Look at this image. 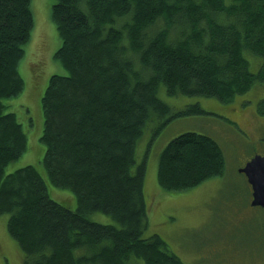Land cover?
Masks as SVG:
<instances>
[{"label":"trees","instance_id":"1","mask_svg":"<svg viewBox=\"0 0 264 264\" xmlns=\"http://www.w3.org/2000/svg\"><path fill=\"white\" fill-rule=\"evenodd\" d=\"M30 6L0 0V216L23 264H182L159 235H143L147 151L137 163L136 145L154 117L165 125L205 113L198 103L172 113L162 90L175 103L228 104L264 84V0H53L54 58L66 75H52L40 95L41 164L52 186L73 193L74 209L50 199L34 166L6 172L27 149L10 106L30 109L9 101L24 86L18 65L34 27ZM244 51L261 58L256 74ZM256 112L264 116V98ZM224 168L219 145L187 131L158 155L156 181L181 192ZM94 213L115 224L91 221Z\"/></svg>","mask_w":264,"mask_h":264},{"label":"rangeland","instance_id":"2","mask_svg":"<svg viewBox=\"0 0 264 264\" xmlns=\"http://www.w3.org/2000/svg\"><path fill=\"white\" fill-rule=\"evenodd\" d=\"M52 4L53 0H31L34 27L18 65L24 86L9 101L26 104L30 109L25 114L16 104L9 105L26 131L27 149L7 166L6 172L34 166L46 183L50 199L74 209L73 193L52 186L41 164L45 147L39 141L43 131L40 95L52 75H66L54 58L61 42L51 19ZM244 53L250 72L256 74L261 58L248 51ZM160 97L170 105L172 113L194 103L205 113L178 117L169 123L165 121V125L163 119L154 117L136 145L137 163L147 151L144 237L159 235L182 264H264V207L251 206L250 187L239 172L253 156L264 157V116L256 112L258 102L264 98V84L255 83L228 104L217 98L187 96H179L175 103L163 90ZM187 131L205 134L219 145L224 156V173L192 189L167 192L156 181L158 155L171 139ZM7 219V215L0 216V264H23V254L7 232ZM90 220L115 224L99 213L91 214ZM128 264L143 263L130 260Z\"/></svg>","mask_w":264,"mask_h":264},{"label":"water","instance_id":"3","mask_svg":"<svg viewBox=\"0 0 264 264\" xmlns=\"http://www.w3.org/2000/svg\"><path fill=\"white\" fill-rule=\"evenodd\" d=\"M251 189V206L264 207V157L255 155L239 169Z\"/></svg>","mask_w":264,"mask_h":264},{"label":"bare ground","instance_id":"4","mask_svg":"<svg viewBox=\"0 0 264 264\" xmlns=\"http://www.w3.org/2000/svg\"><path fill=\"white\" fill-rule=\"evenodd\" d=\"M253 74V73H252Z\"/></svg>","mask_w":264,"mask_h":264}]
</instances>
